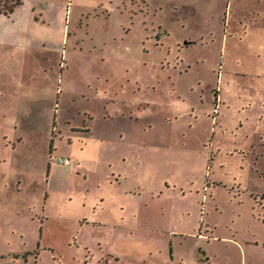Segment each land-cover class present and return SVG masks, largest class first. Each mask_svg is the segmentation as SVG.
<instances>
[{"label": "rangeland", "instance_id": "obj_1", "mask_svg": "<svg viewBox=\"0 0 264 264\" xmlns=\"http://www.w3.org/2000/svg\"><path fill=\"white\" fill-rule=\"evenodd\" d=\"M21 3L67 31L0 64V264H264V0Z\"/></svg>", "mask_w": 264, "mask_h": 264}, {"label": "crops", "instance_id": "obj_2", "mask_svg": "<svg viewBox=\"0 0 264 264\" xmlns=\"http://www.w3.org/2000/svg\"><path fill=\"white\" fill-rule=\"evenodd\" d=\"M29 8L25 7L24 3H21L9 15L0 13V64L1 62L4 64L8 60H12L8 59V54L6 55L7 47H10V51L14 49L25 51L26 49L32 50L41 45V43L42 46H45V44L60 46L65 42L67 29L63 21L64 11L61 10L59 19L53 22V24H56V28L52 29L51 20L48 21L45 15L44 19H38L34 14V10ZM36 30L46 31L38 33ZM49 30L52 31L49 32ZM85 223L87 224L88 221L85 220ZM120 226L127 228L126 224H120ZM198 255L199 258H194L193 260L196 262L195 264H214L206 252L198 250ZM106 258L112 259L113 264H117L118 259H114V255L107 254L103 259ZM88 259H85L84 263ZM189 264H192V262H189ZM240 264H245V258L244 260L241 258Z\"/></svg>", "mask_w": 264, "mask_h": 264}, {"label": "trees", "instance_id": "obj_3", "mask_svg": "<svg viewBox=\"0 0 264 264\" xmlns=\"http://www.w3.org/2000/svg\"><path fill=\"white\" fill-rule=\"evenodd\" d=\"M20 4L21 0H0V13L9 15Z\"/></svg>", "mask_w": 264, "mask_h": 264}, {"label": "built area", "instance_id": "obj_4", "mask_svg": "<svg viewBox=\"0 0 264 264\" xmlns=\"http://www.w3.org/2000/svg\"><path fill=\"white\" fill-rule=\"evenodd\" d=\"M57 161L62 164H69L71 162V159L67 157H59Z\"/></svg>", "mask_w": 264, "mask_h": 264}, {"label": "flooded vegetation", "instance_id": "obj_5", "mask_svg": "<svg viewBox=\"0 0 264 264\" xmlns=\"http://www.w3.org/2000/svg\"><path fill=\"white\" fill-rule=\"evenodd\" d=\"M99 264V263H98Z\"/></svg>", "mask_w": 264, "mask_h": 264}]
</instances>
